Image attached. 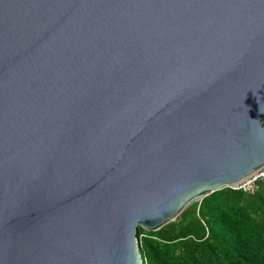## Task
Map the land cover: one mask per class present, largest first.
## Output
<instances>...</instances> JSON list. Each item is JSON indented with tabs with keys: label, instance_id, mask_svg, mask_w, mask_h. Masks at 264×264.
I'll return each mask as SVG.
<instances>
[{
	"label": "water",
	"instance_id": "water-1",
	"mask_svg": "<svg viewBox=\"0 0 264 264\" xmlns=\"http://www.w3.org/2000/svg\"><path fill=\"white\" fill-rule=\"evenodd\" d=\"M263 164L264 0H0V264H143Z\"/></svg>",
	"mask_w": 264,
	"mask_h": 264
},
{
	"label": "trees",
	"instance_id": "trees-1",
	"mask_svg": "<svg viewBox=\"0 0 264 264\" xmlns=\"http://www.w3.org/2000/svg\"><path fill=\"white\" fill-rule=\"evenodd\" d=\"M136 240L143 264H264V183L214 190Z\"/></svg>",
	"mask_w": 264,
	"mask_h": 264
},
{
	"label": "built area",
	"instance_id": "built-area-1",
	"mask_svg": "<svg viewBox=\"0 0 264 264\" xmlns=\"http://www.w3.org/2000/svg\"><path fill=\"white\" fill-rule=\"evenodd\" d=\"M261 183H264V164L243 179L229 185V187L253 193Z\"/></svg>",
	"mask_w": 264,
	"mask_h": 264
}]
</instances>
